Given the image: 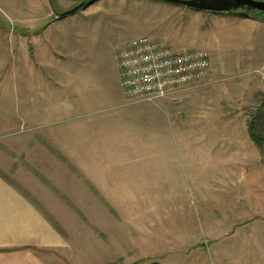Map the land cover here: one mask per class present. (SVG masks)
I'll return each instance as SVG.
<instances>
[{
	"label": "rangeland",
	"instance_id": "rangeland-1",
	"mask_svg": "<svg viewBox=\"0 0 264 264\" xmlns=\"http://www.w3.org/2000/svg\"><path fill=\"white\" fill-rule=\"evenodd\" d=\"M165 3L0 0V175L52 228L46 264H264V12L239 10L262 23L260 43L213 66L229 73L211 60L202 84L153 102L126 95L127 128L75 105L108 92L129 39L156 38ZM210 84L224 89L186 110L180 93ZM251 125L262 147L210 153L242 146Z\"/></svg>",
	"mask_w": 264,
	"mask_h": 264
},
{
	"label": "crops",
	"instance_id": "crops-1",
	"mask_svg": "<svg viewBox=\"0 0 264 264\" xmlns=\"http://www.w3.org/2000/svg\"><path fill=\"white\" fill-rule=\"evenodd\" d=\"M165 4L173 3L167 2ZM173 5H164L167 8L164 9V23L162 26H158L155 34L157 39H155L177 50H188L185 45L196 40L203 41L206 44L204 49H207L206 51H209L211 55V69L215 75L217 74L216 76L230 72L226 65H222L221 71H217L218 68L213 67L219 63H225L223 58H225L228 51L236 50L240 52V50L246 49L247 45V49L255 50V46L260 43L258 34H260L262 23L252 15L247 16L239 11L212 12L177 4ZM168 17L169 22L166 23V18ZM116 63L108 72L111 85L109 89H106L108 92H105L106 94L103 98L97 94L92 99L85 101L86 103L83 102L84 105L81 103L83 106L78 103H75V105L83 107V113H88V111L90 112L93 109L99 110V113H104H101V115L103 119L106 118L105 121H110L114 124L120 123L123 127L125 125L124 122L132 117L133 105L131 103L132 100L126 96L127 94L121 81L120 66L118 62ZM241 70V65L237 66L234 73L242 72ZM211 78L219 80L217 77L213 78L212 74ZM220 89L224 88L219 86L214 88L210 84L208 87L190 88L182 91L180 95L184 98V108L186 110L190 109L189 103L201 92L207 95ZM177 116L179 121L181 119V111L178 112ZM92 121L94 122V120ZM175 125L178 127L177 124ZM125 127L127 128L126 125ZM83 128L84 125L80 127L82 130ZM106 128H109V126H106ZM174 131V137L180 140L183 137L180 135V128H176ZM83 135L79 136L83 137ZM240 144L242 146L236 143V145L231 147L212 148L210 153L219 155L218 159L220 160L221 155L231 153L229 152L230 150L233 152H244L245 149L253 151L256 148L254 141L250 139V135L248 136V141L243 140ZM188 148L187 153H195V148H191V146ZM121 150L118 151L117 146H114L108 152H125ZM130 150L126 149V153L134 152L132 149ZM172 150L175 151L174 154L176 156L177 154L180 155L177 147ZM52 235V228L47 226L45 217L38 210L36 204L0 175V264H46L44 258L38 255V249L42 248L40 246L43 245H51L53 242Z\"/></svg>",
	"mask_w": 264,
	"mask_h": 264
},
{
	"label": "built area",
	"instance_id": "built-area-1",
	"mask_svg": "<svg viewBox=\"0 0 264 264\" xmlns=\"http://www.w3.org/2000/svg\"><path fill=\"white\" fill-rule=\"evenodd\" d=\"M119 66L126 94L153 102L176 90L204 83L210 73L211 57L208 51H180L150 36H139L125 43Z\"/></svg>",
	"mask_w": 264,
	"mask_h": 264
},
{
	"label": "water",
	"instance_id": "water-1",
	"mask_svg": "<svg viewBox=\"0 0 264 264\" xmlns=\"http://www.w3.org/2000/svg\"><path fill=\"white\" fill-rule=\"evenodd\" d=\"M198 10L233 12L239 10L264 12V0H160ZM75 10V9H74ZM72 12V11H71ZM244 14H247L246 12Z\"/></svg>",
	"mask_w": 264,
	"mask_h": 264
},
{
	"label": "trees",
	"instance_id": "trees-1",
	"mask_svg": "<svg viewBox=\"0 0 264 264\" xmlns=\"http://www.w3.org/2000/svg\"><path fill=\"white\" fill-rule=\"evenodd\" d=\"M88 2V1H87ZM244 14V13H243ZM247 16H251V14H245ZM250 134H251V138L254 140V142H256L260 147H262V142L259 139V137L257 136V133L255 131V127L254 125L250 126Z\"/></svg>",
	"mask_w": 264,
	"mask_h": 264
}]
</instances>
